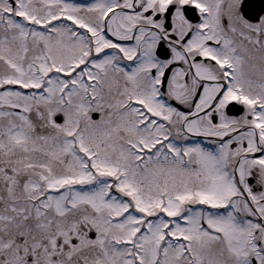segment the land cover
Wrapping results in <instances>:
<instances>
[{
  "label": "snow or ice",
  "instance_id": "obj_1",
  "mask_svg": "<svg viewBox=\"0 0 264 264\" xmlns=\"http://www.w3.org/2000/svg\"><path fill=\"white\" fill-rule=\"evenodd\" d=\"M0 264H264V0H0Z\"/></svg>",
  "mask_w": 264,
  "mask_h": 264
}]
</instances>
